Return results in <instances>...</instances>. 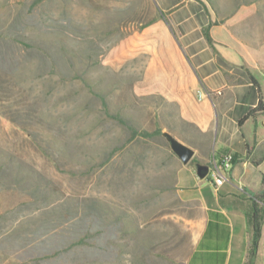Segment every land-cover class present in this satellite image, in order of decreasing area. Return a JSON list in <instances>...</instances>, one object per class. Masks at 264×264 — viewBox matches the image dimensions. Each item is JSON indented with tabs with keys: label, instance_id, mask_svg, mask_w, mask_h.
<instances>
[{
	"label": "rangeland",
	"instance_id": "rangeland-1",
	"mask_svg": "<svg viewBox=\"0 0 264 264\" xmlns=\"http://www.w3.org/2000/svg\"><path fill=\"white\" fill-rule=\"evenodd\" d=\"M192 81L151 0H0V264H185Z\"/></svg>",
	"mask_w": 264,
	"mask_h": 264
},
{
	"label": "crops",
	"instance_id": "crops-1",
	"mask_svg": "<svg viewBox=\"0 0 264 264\" xmlns=\"http://www.w3.org/2000/svg\"><path fill=\"white\" fill-rule=\"evenodd\" d=\"M151 1L174 28L195 91L179 138L193 157L177 172L178 196L200 211L185 264H264V0L221 1L225 13L216 0ZM197 163L220 165L223 184L199 179Z\"/></svg>",
	"mask_w": 264,
	"mask_h": 264
},
{
	"label": "water",
	"instance_id": "water-1",
	"mask_svg": "<svg viewBox=\"0 0 264 264\" xmlns=\"http://www.w3.org/2000/svg\"><path fill=\"white\" fill-rule=\"evenodd\" d=\"M168 140L172 152L177 156L181 163L184 165L189 163L193 157V151L172 137H169ZM208 170L209 167L207 165L195 164V172L199 179H204L208 174Z\"/></svg>",
	"mask_w": 264,
	"mask_h": 264
},
{
	"label": "built area",
	"instance_id": "built-area-1",
	"mask_svg": "<svg viewBox=\"0 0 264 264\" xmlns=\"http://www.w3.org/2000/svg\"><path fill=\"white\" fill-rule=\"evenodd\" d=\"M201 94H199L200 97ZM225 167H228L231 162V157H226L224 159ZM207 176L211 177L216 186H220L225 181V178L221 174V167L220 165L214 163L208 170Z\"/></svg>",
	"mask_w": 264,
	"mask_h": 264
},
{
	"label": "trees",
	"instance_id": "trees-1",
	"mask_svg": "<svg viewBox=\"0 0 264 264\" xmlns=\"http://www.w3.org/2000/svg\"><path fill=\"white\" fill-rule=\"evenodd\" d=\"M257 221H258V218H257V213L255 212L253 214V222H254V225H253V229H254V239H253V242H252V247H251V253H253L255 247H256V244H257V239H258V236H259V228L257 226Z\"/></svg>",
	"mask_w": 264,
	"mask_h": 264
}]
</instances>
